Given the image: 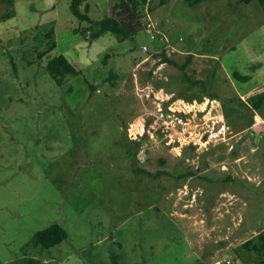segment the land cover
<instances>
[{
  "label": "rangeland",
  "instance_id": "1",
  "mask_svg": "<svg viewBox=\"0 0 264 264\" xmlns=\"http://www.w3.org/2000/svg\"><path fill=\"white\" fill-rule=\"evenodd\" d=\"M71 2L0 0V264H261L241 246L264 230V126L234 99L264 82L260 1L152 0L161 35L95 40ZM59 54L80 71L61 84ZM53 223L67 238L35 245Z\"/></svg>",
  "mask_w": 264,
  "mask_h": 264
},
{
  "label": "trees",
  "instance_id": "2",
  "mask_svg": "<svg viewBox=\"0 0 264 264\" xmlns=\"http://www.w3.org/2000/svg\"><path fill=\"white\" fill-rule=\"evenodd\" d=\"M7 1L10 4L14 3V0H7ZM87 1L88 0H72L71 10L80 19L88 20L90 22V25L87 28L83 29L82 32L86 34L87 32L90 33V38L92 40L101 37L107 32H112L123 39L134 38L135 35L141 29L147 28V24H143L142 19L146 15V7L149 6L152 0H121L120 1L121 12H119L116 16H112L111 14H109L100 19H95L89 14L88 5L85 6V9L82 8V5ZM188 1L192 4H195L201 2L202 0H188ZM247 1H251V0H247ZM259 1L262 7L264 8V0H259ZM166 2H168V0H159L158 4L163 5ZM13 13H14L13 10L8 11L5 14V16H10ZM158 34H160V32H158ZM48 37L50 38V45L47 51L53 49L57 45L56 41L53 39L54 31L50 32L48 34ZM43 54H45V52L42 53L41 56ZM191 56H193V54H190L189 57ZM167 60L173 62V60H171L170 58H167ZM180 66L183 69H185V64ZM47 68L58 84L63 83V81L68 75L77 74L80 72L77 69V67L69 60V58L64 54H59L51 58L47 64ZM235 75L239 79L240 78L244 79L249 77L247 75L242 76L239 72L235 73ZM193 99H197V98H193ZM234 99L239 101V103L245 106V108L251 109L253 111V120L250 121V124L247 126V128L251 127L255 121L254 109H257L262 112L264 111V92L262 91L255 95H252L249 98L251 104H248L246 101H244L241 98L240 94L238 97H234ZM171 109L176 113H178L179 111L176 110V108H171ZM182 111L186 113L184 109ZM203 111H205V109ZM188 146H189L187 147L188 151L189 149H191L192 150L191 154L194 155L197 149V145L191 143ZM235 154H236V150H233V155ZM161 161L165 162V159L162 158ZM165 171L166 170L164 171L162 170L160 172L164 173ZM147 172L153 174V172H149V171ZM186 174L192 175L195 174V172L192 170H188ZM67 236H68V232L63 225L59 223H53L44 229L38 230L34 236V242L35 245H40L43 248H50L52 246L61 243L64 239L67 238ZM241 247L247 249L250 254L252 252H255L263 256L261 264H264V230L259 232L255 237H251L248 240H246ZM29 263L36 264L35 259L30 258Z\"/></svg>",
  "mask_w": 264,
  "mask_h": 264
},
{
  "label": "built area",
  "instance_id": "3",
  "mask_svg": "<svg viewBox=\"0 0 264 264\" xmlns=\"http://www.w3.org/2000/svg\"><path fill=\"white\" fill-rule=\"evenodd\" d=\"M147 29L150 31L153 38L157 37L158 30L154 28V24L152 23V21L147 23ZM262 91L264 92V82L254 87L253 89H250L248 92L240 93V95L244 101H246L248 104H251L249 98L252 95H255ZM254 111H255V121L252 126H256V125L264 126V111L262 112L257 109H254ZM214 264H222V261L221 260L215 261Z\"/></svg>",
  "mask_w": 264,
  "mask_h": 264
},
{
  "label": "water",
  "instance_id": "4",
  "mask_svg": "<svg viewBox=\"0 0 264 264\" xmlns=\"http://www.w3.org/2000/svg\"><path fill=\"white\" fill-rule=\"evenodd\" d=\"M118 7V4H116L114 7H113V9H112V11H111V15L112 16H116L117 15V11H116V8Z\"/></svg>",
  "mask_w": 264,
  "mask_h": 264
},
{
  "label": "flooded vegetation",
  "instance_id": "5",
  "mask_svg": "<svg viewBox=\"0 0 264 264\" xmlns=\"http://www.w3.org/2000/svg\"><path fill=\"white\" fill-rule=\"evenodd\" d=\"M207 169V168H206Z\"/></svg>",
  "mask_w": 264,
  "mask_h": 264
}]
</instances>
